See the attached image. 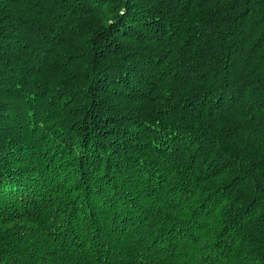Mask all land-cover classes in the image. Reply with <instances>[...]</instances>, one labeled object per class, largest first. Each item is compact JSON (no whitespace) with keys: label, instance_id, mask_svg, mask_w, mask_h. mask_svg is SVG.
I'll return each mask as SVG.
<instances>
[{"label":"trees","instance_id":"1","mask_svg":"<svg viewBox=\"0 0 264 264\" xmlns=\"http://www.w3.org/2000/svg\"><path fill=\"white\" fill-rule=\"evenodd\" d=\"M0 264H264V0H0Z\"/></svg>","mask_w":264,"mask_h":264}]
</instances>
